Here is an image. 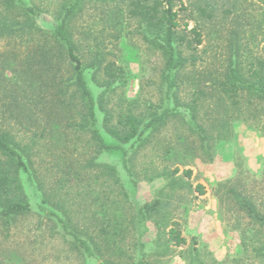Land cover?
I'll list each match as a JSON object with an SVG mask.
<instances>
[{"label":"rangeland","instance_id":"obj_1","mask_svg":"<svg viewBox=\"0 0 264 264\" xmlns=\"http://www.w3.org/2000/svg\"><path fill=\"white\" fill-rule=\"evenodd\" d=\"M33 1L39 8L37 25L53 45L51 38L64 0ZM138 2L146 0L87 3L72 24L78 52L89 70L90 84L95 86L101 82L104 65L109 62L122 73L117 89L104 102L105 108L114 114L109 121L114 125H118V114L127 108L126 100L137 99L133 104L136 113L147 110L150 102L160 106L167 102L163 100L167 84L161 78L165 56L147 40L144 26L133 17L131 10ZM175 9L179 11L181 24L178 31L193 42L192 47L185 42L181 46L188 59L177 71L174 101L184 104L199 98L201 119L206 117L208 122H213L219 119L222 108L217 113L211 110L215 105L210 82L222 78L230 59H238L247 75L257 59L264 58V0H175ZM200 9L205 11L202 13ZM196 25L202 35L198 45L191 33ZM3 46L0 43V51ZM59 67V76L62 73L66 76L63 62ZM23 85L18 87L22 89ZM10 86L15 87L13 83ZM200 89L203 93H196ZM23 90L17 100L7 101V106L11 105L14 111L9 129L28 146L32 156L35 181L26 183L25 192L33 201L35 211L18 218L8 229L0 224V264H99L100 260L90 261V253L78 246L60 220L50 215L55 210L69 224L70 231L79 232L87 239L90 227L95 225L92 210L97 193L101 202L116 200L139 206L160 201L168 221L178 222L176 227L187 239L185 245L177 246L168 242L169 224L165 229L159 228L155 215L141 225L134 224L130 218L134 215L128 213L126 222L130 232L124 243L128 258L123 264H188L182 252L191 245L198 248L204 264H264V253L255 249L264 245V229L251 223L225 196L226 189L236 186L264 213V103L255 97L246 101L244 97L240 117L245 122L232 123L233 136L215 145L214 160L207 162L200 157L181 164L176 176L185 185L170 187L164 177H149L164 166L173 169L177 164L168 158H172L173 152L167 154L166 148L180 134L187 135L178 120H170L154 134L151 143L136 152L125 155L119 149L103 153V161L117 168L119 182H116L96 167L90 170L95 148L90 131L81 127L85 112L76 104L79 101L75 96L69 106L61 107L51 102L61 92L52 84L42 88L37 85L33 91ZM2 91L0 88V105ZM71 93L72 89L68 95ZM52 106L57 115L51 113ZM107 142L118 141L109 136ZM127 159L130 171L126 169ZM186 169L191 174H185ZM198 184L204 186V193L197 189ZM156 216L162 220L161 215ZM159 236L160 247L165 243L170 247L167 255L157 256L152 252L157 249ZM141 244L149 245V260L144 263L137 257L143 248Z\"/></svg>","mask_w":264,"mask_h":264},{"label":"trees","instance_id":"obj_2","mask_svg":"<svg viewBox=\"0 0 264 264\" xmlns=\"http://www.w3.org/2000/svg\"><path fill=\"white\" fill-rule=\"evenodd\" d=\"M112 1L64 0L59 11V23L51 38L53 44L51 45L46 40L45 31L37 25L39 8L33 0H0V43H4L0 51V88L3 90L0 105V224L5 229H8L18 218L35 211L33 201L25 192L26 183L35 181L32 156L28 146L23 145L9 129V120H12L14 111L11 110V105L7 106V101L17 100L18 95L25 91L23 88L28 92L33 91L37 85L42 88L52 84L61 91L60 94L54 95L51 101L56 106L67 107L73 102L74 96L78 99L79 104L77 101L76 104L85 112L81 127L90 131V141L95 148V155L90 158V170L96 167L101 170L102 175L114 178L116 182H119L117 168L105 163L102 154L119 149L125 155L136 152L151 143L154 134L167 126L170 120H178L184 126L187 135L180 134L175 142H171L166 148L167 154L173 152L172 158H168L177 161V164L173 169L164 166L162 170L149 177V179L164 177L170 187L185 185V181L176 176L181 164L186 165L192 159L200 157L207 162L214 160L215 145L230 139L234 133L232 123L235 120H242L241 100L244 97L246 101L255 97L260 103H264V58L261 57L247 75L241 70L238 59H230L222 78L210 82L213 91L212 103L215 105L211 106V110L217 113V110L222 108L219 119L213 122H208L210 120L206 117V120L201 119L199 105L202 104L199 98L192 103L184 104L178 100L174 101L176 97L174 89L178 86L176 74L186 65L188 59L183 55L181 46L185 42L188 47H192L193 41L178 31L181 24L179 11L175 9V0H146L145 3H136L131 13L144 26L147 40L155 44L165 56L161 78L167 84L166 98H163L167 102L161 106L150 102L147 110L136 113L133 104L137 99L126 100L127 108L124 113L118 114V125L110 124L109 121L114 114L105 108L104 102L106 96L117 89L122 73H119L114 64L109 62L104 65L101 82L98 81L95 86L90 84L89 70L83 64L78 52L72 24L87 3L107 4ZM200 10L202 13L205 11ZM191 33L194 34L193 40L196 45L200 44L202 35L197 25L191 29ZM236 56H239L238 51ZM60 62L64 64L66 76L64 73L63 76H59ZM21 81L24 83L22 89L18 87L23 84L20 83ZM12 83L15 87L10 86ZM65 88L67 91H63ZM70 89L72 93L68 95ZM196 93L202 94L203 91L200 89ZM123 111L122 109L121 112ZM51 113L57 115L55 106L51 107ZM47 116L52 118L50 114ZM108 135L118 142L108 143ZM128 162V159L125 160L126 169L130 171ZM184 173L189 175L191 170L186 169ZM197 189L200 193L205 192L201 184L197 185ZM225 193L226 198L230 202L232 200L251 223L264 229V213L247 193L233 185L226 189ZM43 199V202H47L46 198ZM40 205L39 207L42 206ZM135 206L137 205L130 202L120 203L116 200L101 202L97 193L92 210L95 225L90 227V237L87 239L79 232L70 231L69 224L55 210H52L50 215L60 220L65 231L73 236L78 246L86 253H90V261L97 259L100 260L99 264H119V262L123 264L128 258L124 246L125 238L130 232L126 222L129 219L128 213L134 215L130 217L131 222L139 225L155 215L153 218L159 228L165 229L168 224L171 227L168 230V242L172 241L177 246L187 243V239L176 227L178 222L168 221L167 212L160 201L155 200L152 203ZM156 215H161L162 220ZM161 243L159 236L155 244L157 249L152 251L154 255L162 256L170 253L167 243L163 248L160 247ZM142 245L141 253L137 257L141 263H144L149 260L150 252L147 250L149 245ZM255 249L259 253L261 251L263 255L264 245ZM182 253L188 264H204L201 253L195 245H191ZM129 258L132 259L130 256Z\"/></svg>","mask_w":264,"mask_h":264}]
</instances>
